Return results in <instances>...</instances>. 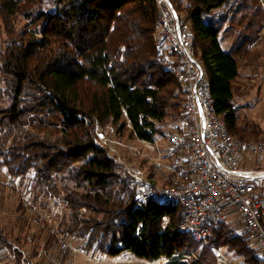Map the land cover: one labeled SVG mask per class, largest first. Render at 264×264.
<instances>
[{"label": "trees", "instance_id": "trees-1", "mask_svg": "<svg viewBox=\"0 0 264 264\" xmlns=\"http://www.w3.org/2000/svg\"><path fill=\"white\" fill-rule=\"evenodd\" d=\"M170 2L189 24L229 131L259 138L264 130L241 120L233 94L240 52L256 37L253 21L229 48L222 45L227 23L240 22L249 0ZM37 3L29 9L27 0H0V171L24 190L14 222L8 228L0 223V264L35 260L43 238L47 254L36 264H44L59 248L58 233L91 250L115 255L130 249L139 259L169 258L167 264H215L211 250L221 247L246 263L264 264L262 250L232 222L213 226L207 250L180 229L179 204L150 200L137 207L133 179L98 140V131L109 124L117 133L129 128L132 136L153 140L161 132L158 123L184 116L183 86L157 51L156 1L50 0L47 8ZM21 14L26 21L18 27ZM50 202L63 205L66 217L59 230L49 225L32 236L27 258L15 246L23 237L15 228L27 224L36 203L45 209ZM190 254L196 257L181 260Z\"/></svg>", "mask_w": 264, "mask_h": 264}, {"label": "built area", "instance_id": "built-area-1", "mask_svg": "<svg viewBox=\"0 0 264 264\" xmlns=\"http://www.w3.org/2000/svg\"><path fill=\"white\" fill-rule=\"evenodd\" d=\"M155 1L158 6L157 51L164 56L167 70L172 71L183 86L184 116L169 137L173 157L163 163L164 155L159 152V157L155 158V164L171 175L168 184L158 185L143 169L117 156L124 166L123 172L134 181L137 207L142 208L150 200L179 204L184 213L180 229L202 243L207 242L216 223L239 224L242 233L252 239L264 257V170L256 166L264 156V139H242L229 131L225 115L217 111L211 95L189 24L179 18L170 0ZM98 136L99 142L106 145L105 134L101 132ZM138 139L150 150L158 149L156 140ZM54 209L59 210L60 206L55 204ZM167 223L168 218L164 217V225ZM59 236L57 253L51 254L45 264H63V254L69 250L98 264L130 263L139 259L130 249L111 255L75 243L73 237L63 233ZM213 253L215 264H254L243 260L234 262L220 248H214ZM191 257L196 255H184L181 260L186 262ZM139 260L167 264L169 258Z\"/></svg>", "mask_w": 264, "mask_h": 264}, {"label": "rangeland", "instance_id": "rangeland-1", "mask_svg": "<svg viewBox=\"0 0 264 264\" xmlns=\"http://www.w3.org/2000/svg\"><path fill=\"white\" fill-rule=\"evenodd\" d=\"M30 1V8L39 6L37 3L39 0H27ZM42 7L47 8L51 6L50 0H41ZM34 8V9H35ZM253 21V29L255 34V40L247 48L242 49L239 56V69L241 71L240 76L233 81V94L235 106L238 110L241 120L252 121L261 126L264 130V0H249V6L246 14L241 16L240 22L234 23L230 26V22L227 23V30L222 33V45L229 48L234 42L238 40L243 32L244 25L248 21ZM26 21L24 14L19 15L17 19V26L21 27ZM226 26V27H227ZM243 35V34H242ZM178 121L175 119H166L157 126L161 130L154 136L158 149L156 151L150 150L146 143L140 141L136 136L130 134V129L126 128L123 132L117 133L116 127L109 124L106 130L98 131V134L103 132L106 136L107 143L103 145L107 146L110 151L118 156L122 161L135 165L145 171L147 177L152 176L158 185H164L162 176H160L163 168L155 164V158L159 157V152L163 153L162 161L168 162L173 156V152L170 150L169 137L171 132L178 126ZM99 137V136H98ZM99 139V138H98ZM252 140L264 139V132L259 138H251ZM257 167H261L264 170V156L257 162ZM124 169V166H123ZM164 176V175H163ZM161 183V184H160ZM30 182H28V185ZM24 190L18 185L17 181L13 177H10L4 170L0 171V223L7 228L14 222L15 213L14 208L17 204V198L23 196ZM25 199H29L30 193L24 194ZM30 200V199H29ZM31 201V200H30ZM53 204V205H52ZM54 203L50 202L48 208L43 209L39 203L34 205V210L29 213V218L26 225L20 224L15 228L16 233L22 234L21 244L15 245L21 247L24 252V256L27 258L32 252L34 241L32 236L35 233H40L43 227L51 225L54 230L58 229L60 221L66 217L67 210L63 205H60L59 210L54 209ZM39 216V218H37ZM37 218V219H36ZM235 227L240 229L239 224H234ZM59 230V229H58ZM57 230V231H58ZM44 235V232L42 233ZM60 241V233L57 234ZM75 243H81L79 240H75ZM44 238L40 239V245L38 246V253L40 255L47 254L44 251ZM202 243V242H201ZM207 242H203L201 247H207ZM253 245V244H252ZM208 250V247L206 248ZM210 249V247H209ZM212 248V252H213ZM224 251L234 262L242 261L243 258L239 255H234L226 247L220 248ZM56 249L54 252L57 253ZM50 253H48L49 255ZM52 254V252H51ZM9 257V261L12 262V257L9 252L6 254ZM39 256L34 259H30V263L36 264L40 259ZM63 264H98L91 261L88 257L81 254H75L72 250L63 254ZM48 260L44 262V264ZM101 264H113V263H101ZM118 264H150L147 262L135 259L133 262H123Z\"/></svg>", "mask_w": 264, "mask_h": 264}, {"label": "crops", "instance_id": "crops-1", "mask_svg": "<svg viewBox=\"0 0 264 264\" xmlns=\"http://www.w3.org/2000/svg\"><path fill=\"white\" fill-rule=\"evenodd\" d=\"M173 157V156H172ZM171 157V158H172ZM170 158V159H171ZM161 168H163V167H161ZM161 172V174H160V176H162V178H163V182H165V184L164 185H166V184H168L169 182H170V178H171V175L169 174V172L168 171H166L164 168H163V171H160ZM164 175V176H163ZM161 184V183H160Z\"/></svg>", "mask_w": 264, "mask_h": 264}]
</instances>
